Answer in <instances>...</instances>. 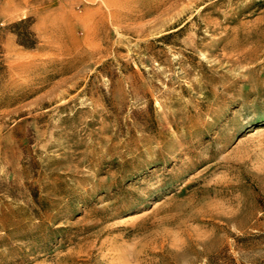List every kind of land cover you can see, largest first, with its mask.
I'll return each instance as SVG.
<instances>
[{
	"label": "rangeland",
	"instance_id": "rangeland-1",
	"mask_svg": "<svg viewBox=\"0 0 264 264\" xmlns=\"http://www.w3.org/2000/svg\"><path fill=\"white\" fill-rule=\"evenodd\" d=\"M0 50V264H264V0H0Z\"/></svg>",
	"mask_w": 264,
	"mask_h": 264
},
{
	"label": "trees",
	"instance_id": "trees-1",
	"mask_svg": "<svg viewBox=\"0 0 264 264\" xmlns=\"http://www.w3.org/2000/svg\"><path fill=\"white\" fill-rule=\"evenodd\" d=\"M19 23H21V22H19ZM17 24H14V26H16ZM14 34L16 35V37H17V42H18V44H20V45H22V46H24V47H29V46H27L26 45V43H25V38L26 37H34V34L30 31V30H28V29H26L25 28V30H24V32H22V33H19V32H15L14 31ZM36 44V42L34 41L33 42V45H31V47L32 46H34ZM0 54H1V50H0ZM2 69H3V66H2V64H1V62H0V72L2 71Z\"/></svg>",
	"mask_w": 264,
	"mask_h": 264
},
{
	"label": "bare ground",
	"instance_id": "bare-ground-1",
	"mask_svg": "<svg viewBox=\"0 0 264 264\" xmlns=\"http://www.w3.org/2000/svg\"><path fill=\"white\" fill-rule=\"evenodd\" d=\"M262 131H263L262 128H261V130H260V128H255L254 132H252L253 134H251V135H257V134L261 133Z\"/></svg>",
	"mask_w": 264,
	"mask_h": 264
}]
</instances>
